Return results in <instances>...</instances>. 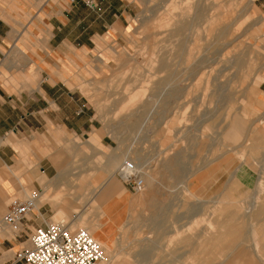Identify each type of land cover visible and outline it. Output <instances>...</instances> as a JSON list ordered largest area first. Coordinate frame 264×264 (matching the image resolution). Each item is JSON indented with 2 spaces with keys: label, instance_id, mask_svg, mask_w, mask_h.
I'll return each instance as SVG.
<instances>
[{
  "label": "rangeland",
  "instance_id": "374dc122",
  "mask_svg": "<svg viewBox=\"0 0 264 264\" xmlns=\"http://www.w3.org/2000/svg\"><path fill=\"white\" fill-rule=\"evenodd\" d=\"M12 1L0 0L1 18L10 25L4 13L9 17L22 14ZM40 1L41 5L45 0ZM68 1L51 4L65 6ZM122 1L131 15L122 30L96 37L89 49L44 55L43 25L38 34L33 26L28 27L29 44L39 41L42 46L30 53L47 69L35 73L36 82L43 80L40 90H33L35 84L25 86V97L34 99L47 84L74 93L79 124L85 130L67 134L51 127L41 135L9 134L2 140L16 142L14 176L27 178L37 168L39 155L45 158L48 178L55 172L66 173L60 187L41 193L38 205L67 208L68 218L84 208L82 224L77 227L105 234L109 244L103 249L109 264H137L120 260L140 253H186L190 256L184 264H230L237 252L256 259L263 254L262 247L250 244L264 239V190L245 179L239 182L249 193L230 186V192H225V186L239 167H248L246 172L253 174L261 168L264 176V8L258 5L263 0L251 4L250 0H201L204 20L192 11L196 0ZM8 8L11 13L5 12ZM174 21L185 25L179 37L170 35ZM158 59L165 68L156 72ZM151 61L156 63L151 65ZM51 73L55 83L47 80ZM178 85L186 89L175 101ZM148 99L145 118L134 124L133 109ZM97 134L99 152L87 142ZM125 161L143 173V183L135 192L126 186L127 203L119 216L105 217L97 198L85 207L92 190L112 172V187L124 188L116 171ZM100 176L103 181L91 186ZM31 177L43 190L41 174ZM36 188L27 187V194ZM13 197H22L20 190L5 205ZM254 199L257 207L250 208ZM68 204L75 208L68 209ZM61 219L57 215L51 221ZM227 223L234 226L230 237L215 238L228 229ZM156 239L169 240L172 245H150ZM182 241L189 244H177Z\"/></svg>",
  "mask_w": 264,
  "mask_h": 264
},
{
  "label": "crops",
  "instance_id": "0c3cea01",
  "mask_svg": "<svg viewBox=\"0 0 264 264\" xmlns=\"http://www.w3.org/2000/svg\"><path fill=\"white\" fill-rule=\"evenodd\" d=\"M54 1L45 0L40 5V0H13L12 2L22 14L16 15L13 13L9 17L7 13H4L7 20L12 23L11 25L1 18V15L4 16L2 13L3 8L1 7L2 10H0V223L4 215H2L3 209L5 208L6 211L8 204L5 205V200L16 189L20 190L23 197L27 194V187L32 185L36 186V190H40L43 194L51 187H60L63 175H66V173L55 172L53 178H48L50 172L45 163V158L39 155L37 168L32 170L28 168V171H31L28 173L27 178L14 176V171L18 165L16 161L17 152L13 147L16 142L7 138V142H4L2 139L9 134L22 137L31 134H46L51 127L59 128L60 131L67 134H82L85 130L84 125L79 124L80 111L78 99L74 93L61 90L56 84H47L46 87H41L42 93L36 91L38 93H36L34 99L25 97V86L35 84L33 90H40V84L43 80L40 79L36 82L35 73L47 69L45 63L32 57L30 49H41V42L46 43V47L42 48L44 49V55H47V51L53 54H61L72 48L89 49L94 44L96 37L107 32H120L127 22V18L131 16L128 5L122 0H69L65 6L61 4L54 6V4H51ZM258 5L264 8V0ZM8 10L10 9H6L5 12H8ZM9 12L11 13V10ZM22 15H25V18ZM39 16H42V18L38 19ZM40 25H43L46 38L41 42L36 41L32 45L29 44L27 41V34H30L28 27L33 26V32L38 34ZM53 75L51 73L47 78L51 83H55L52 78ZM25 78L27 80L26 85ZM261 90L264 92V81L261 83ZM99 138V134L92 135L90 140L87 141L98 152L101 151L98 148ZM242 168L247 171L248 167H239V169ZM261 173V168L256 174L248 172L239 174V171L233 173L228 185L225 186V192L230 186L240 187L241 191L239 192L249 193L250 189L244 187V183L239 182L243 179L254 182L260 190H264V176ZM35 174H41L40 182H43V185L41 184L43 190L39 186V182L31 177ZM76 174L77 172L71 173L72 176ZM14 181L16 185H14ZM99 181H103V176L93 179L90 185L94 186ZM123 187L122 189L112 187L110 182L95 197L105 217L117 218L126 206L125 192L128 191V188L124 185ZM228 192H230V189ZM257 204L258 202L255 199L252 200L250 208L257 207ZM51 205L41 204L36 206L45 220H51L58 215V209ZM37 225H39V221L31 218L28 223L21 226L22 230L18 237L13 236L8 229L0 227V263L14 264V254L25 247L30 230ZM233 227L231 225L230 229ZM254 240L260 243L255 244L253 242L250 245L261 246L262 255H257L258 257L255 259L253 255L238 254L237 252L234 258H231L228 262L230 264H264V239ZM168 241L156 239L150 245H172ZM177 244L188 245L189 242L182 241ZM18 245H23V247L17 249L13 256L9 258ZM189 256L186 253H140L130 256V259H121L120 261H134L137 264H184L188 262Z\"/></svg>",
  "mask_w": 264,
  "mask_h": 264
},
{
  "label": "built area",
  "instance_id": "2783aa9c",
  "mask_svg": "<svg viewBox=\"0 0 264 264\" xmlns=\"http://www.w3.org/2000/svg\"><path fill=\"white\" fill-rule=\"evenodd\" d=\"M116 177L133 192L142 188L143 181L133 162H123ZM40 195V190H33L23 197L11 198L1 219L0 227L8 229L15 237L31 218L39 221V225L30 230L27 246L14 254V264H108L103 247L91 234L84 228L73 227L77 214L58 221H46L41 216L35 208Z\"/></svg>",
  "mask_w": 264,
  "mask_h": 264
},
{
  "label": "bare ground",
  "instance_id": "6f19581e",
  "mask_svg": "<svg viewBox=\"0 0 264 264\" xmlns=\"http://www.w3.org/2000/svg\"><path fill=\"white\" fill-rule=\"evenodd\" d=\"M185 1V0H184ZM251 1L252 0H250V4H251ZM162 2V1H161ZM193 2V1H192ZM201 0H196L195 1V3H194V10H192V9H190V10H192L193 12H194V15L196 16V18H203V20H204V17H205V12H204V9H203V7L201 8V6H200V4H201ZM185 2H183V4H184ZM182 4V5H183ZM215 4V3H214ZM182 7V6H181ZM193 7V6H192ZM176 9V8H175ZM175 9H174V12H175ZM172 10V9H171ZM186 10V9H185ZM173 11V10H172ZM179 11V10H178ZM187 12V11H186ZM213 12V11H212ZM171 14V13H170ZM188 15H189V13H187ZM212 14H214V13H212ZM216 14V13H215ZM214 14V15H215ZM169 15V14H168ZM180 15V14H179ZM170 16V15H169ZM210 16V15H209ZM218 19V18H217ZM212 20V19H211ZM165 21V20H164ZM206 21V20H205ZM210 20H208V22H209ZM168 22V21H167ZM175 22V21H174ZM191 23V22H190ZM210 23V22H209ZM213 23V22H212ZM162 24V23H161ZM172 24V23H171ZM192 24V23H191ZM159 25V24H158ZM167 25H168V23H167ZM211 24H209V26H210ZM156 26V25H155ZM162 27V26H161ZM203 27H205L204 25H203ZM172 29H171V32H170V35L172 36V37H179V36H181V34L183 33V31H184V28H185V25H182V24H178V23H174L173 25H172V27H171ZM202 29H204V28H202ZM211 30V29H210ZM196 32V31H195ZM197 33V32H196ZM195 34V33H194ZM197 35H199V33L197 34ZM209 35V34H208ZM196 37V36H195ZM193 40V39H192ZM195 41V40H194ZM182 45L180 46V44L178 45V49H181V47L183 46V43H181ZM194 44V43H193ZM196 45V44H195ZM195 45H192V46H195ZM174 46V45H173ZM172 47V46H171ZM155 49V48H154ZM192 49V48H191ZM183 50V49H182ZM198 53V52H197ZM199 54V53H198ZM187 56V55H186ZM192 56V55H191ZM196 58V57H195ZM185 61H188V60H186L185 59ZM156 63V61H151V65H152V63ZM158 62H159V67L156 69V72H159V71H161V70H163L164 68H165V65L160 61V59H158ZM189 62V61H188ZM187 62V63H188ZM195 63V62H194ZM200 69V68H199ZM152 70V69H151ZM201 70V69H200ZM192 76V75H191ZM187 81V80H186ZM188 82V81H187ZM182 83V82H181ZM185 83V82H184ZM183 83V84H184ZM142 89H145V88H142ZM185 89L186 88H183L182 86H180V85H178V86H175V93L174 92H171V96H173V93L175 94V95H177L176 97H175V101H177V100H179L182 96H183V93L185 92ZM131 94V93H130ZM144 96H145V94H144ZM156 96V95H155ZM136 97V96H135ZM153 97V96H152ZM130 101H132L131 100V98H130ZM148 104H150V99H148L147 101H146V103L145 104H139L138 106H136L134 109H133V111H132V119H133V123L134 124H136V123H138V122H140V120L142 119V118H145V116L146 115H144L145 114V112L147 111V109H148ZM150 111V110H149ZM148 111V112H149ZM206 119V118H205ZM142 123L144 122V120H142L141 121ZM138 126V125H137ZM173 126V125H172ZM248 139H249V136H248ZM245 140L244 142H243V144H246V142L247 141H249V140ZM237 152V151H236ZM243 154V153H242ZM254 157V156H253ZM173 160H174V158H172ZM177 159V158H176ZM217 158H212V160L211 161H215ZM246 160V159H245ZM243 161V160H242ZM253 161V160H252ZM173 162H175V161H173ZM208 162H210V161H208ZM211 163V162H210ZM207 165V164H206ZM203 167V166H202ZM117 170H118V168H117ZM237 171H239V174H241V173H243V172H246L245 171V169L243 170V168L242 169H239V168H237L236 170H235V172H234V174L235 173H237ZM117 172V171H116ZM136 173H137V175L140 177V178H142V172L141 171H136ZM245 174V173H244ZM262 174V173H261ZM176 175V174H175ZM144 176V175H143ZM191 176V175H190ZM113 179V172L110 174V176L108 177V179H107V181H105V182H103L100 186H98V187H96V188H94L93 190H92V192H91V194H90V197H89V199H88V201H87V203L85 204V207H87L88 205H91V204H93L94 203V200H95V197L97 196V194L108 184V183H110L111 182V180ZM69 200V202L70 203H72L71 202V200L70 199H68ZM40 202L37 200V203L35 204V208H36V205H38ZM69 206H67L68 207V209H69V207H73V208H75V206L74 205H72V204H68ZM83 207V206H82ZM37 209V208H36ZM84 209V208H83ZM83 209H81V210H78V211H76V212H74L75 214H77V218H76V220L74 221V223H73V226L74 227H77V225L78 224H82L81 222H82V215H83ZM66 212H67V208L66 209H63V208H58V215H61L62 217H64V219H66V218H68L69 216L68 215H66ZM61 218V217H60ZM69 219V218H68ZM233 220V219H232ZM49 221H51V220H49ZM85 225V224H84ZM231 225H232V223H227V225L226 226H229V227H227L228 229L227 230H225L224 232H220V233H218V234H215V238H220V239H222V238H225V239H228L229 237H230V232H231V229H230V227H231ZM80 226H82V225H80ZM89 227V226H88ZM88 229V228H87ZM209 229H211V228H209ZM97 231L96 232H89L90 234H91V236L102 246V247H104L105 245L107 246L108 244H109V242L106 240V237H105V234H103L102 232H100V230L99 229H96ZM233 231V230H232ZM228 237V238H227ZM109 247V246H108ZM106 255H108V253H106ZM107 257V256H106ZM107 259V258H106ZM109 264V263H108Z\"/></svg>",
  "mask_w": 264,
  "mask_h": 264
}]
</instances>
